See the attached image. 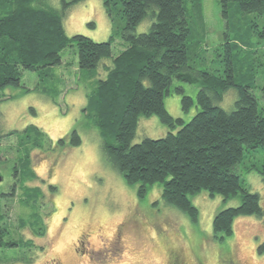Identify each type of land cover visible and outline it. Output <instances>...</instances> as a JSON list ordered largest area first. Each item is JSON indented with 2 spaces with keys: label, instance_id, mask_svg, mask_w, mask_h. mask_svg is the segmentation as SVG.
<instances>
[{
  "label": "trees",
  "instance_id": "obj_1",
  "mask_svg": "<svg viewBox=\"0 0 264 264\" xmlns=\"http://www.w3.org/2000/svg\"><path fill=\"white\" fill-rule=\"evenodd\" d=\"M83 1L61 0L62 7L58 9L50 0H0V102L6 99L8 88L21 87L26 71L37 74V90L55 102L60 93L40 86L55 79L53 68L74 65L76 75L80 72L79 79L89 81L87 85L92 89L89 92L88 86L79 85L77 77L73 81L77 87L86 88L83 119L99 132L102 150L111 166L127 185L139 187V197L157 187L163 202L187 215L193 224L199 222V211L192 198L203 191L212 198L220 195L225 202L240 200L239 205L229 206L214 217L213 236L221 242L232 237L236 219L262 218L260 196L245 187L241 164L246 152L260 148L264 153V109L260 110V99L250 85L236 82L231 57L228 56L225 76L190 65L191 22H196L192 16L189 18L188 9L204 24L202 0H104L111 19L116 8L125 20L119 51L115 53V35L107 42L80 34L67 36L64 18ZM220 3L228 28L233 12L264 20V0ZM147 19L152 23L150 30L137 33V27ZM255 27L264 40V22L260 26L255 22ZM227 48L232 51L237 45L229 43ZM68 49H72V62L67 64ZM184 84L199 86L196 113L189 122L173 117L165 106L166 97L176 93L182 97L183 111H189L193 98L185 93ZM232 89L237 91L235 109L226 111L219 104ZM261 91L264 99V85ZM152 117L169 128L168 135L133 144L140 120ZM40 129L32 125L7 134L18 137L20 147L12 164L15 182L11 193H0V248L18 247L17 241L5 240L9 229L3 198L20 188L24 203L32 201L34 209L45 198L40 187L26 184L37 180L30 152L48 150V142L50 151L82 144L76 129L56 145ZM258 173L264 183V156ZM56 189L51 187L53 192ZM44 225L42 220L36 222L38 237L46 235ZM258 253L264 255V243ZM171 261L175 264L173 258Z\"/></svg>",
  "mask_w": 264,
  "mask_h": 264
},
{
  "label": "rangeland",
  "instance_id": "obj_2",
  "mask_svg": "<svg viewBox=\"0 0 264 264\" xmlns=\"http://www.w3.org/2000/svg\"><path fill=\"white\" fill-rule=\"evenodd\" d=\"M50 4L62 7L61 0H50ZM202 5L204 24L188 9L189 18L192 16L196 22H191L190 65L225 76L231 57L236 82L252 87L263 110L264 40L255 27V22L263 24V18L233 12L228 28L220 0H202ZM63 24L69 37L80 34L96 42H107L115 35L114 53L119 51L124 16L114 8L111 19L104 0H85L74 5ZM151 24L150 19L145 20L136 32H148ZM229 43L237 48L229 51ZM71 50L65 53L70 56L64 57L67 64L72 62ZM70 65L53 68L55 79L40 86L60 93L55 102L37 90L39 78L30 71L24 72L21 87L8 88L6 99L0 102V193H11L15 182L12 164L19 156V138L8 137V133L33 125L41 128L54 145L74 129L82 138L79 147L50 151L48 142V150L30 152L37 180L26 184L40 187L45 198L36 209L32 201L24 203L20 188L3 198L9 229L5 240L17 241L18 247L0 248V264H172L173 254L189 261L183 264H264V255L258 253L264 243V216L240 217L234 223L231 238L224 242L214 239V217L229 206L239 205L240 200L225 202L220 195L212 198L203 191L192 198L199 211V222L193 224L187 215L163 202L159 188L141 198L138 186L125 183L108 162L99 132L83 119L86 88L77 87L73 81L77 77L82 86H88L89 81L79 79L80 72L76 75V66ZM184 89L193 98L188 112L183 111L182 97L176 93L166 97L165 106L173 117L189 122L196 113L199 86L184 84ZM236 100L237 91L232 89L219 106L232 111ZM168 133L169 128L157 117L142 118L133 144L146 138H164ZM263 156L260 148L246 152L241 170L245 187L259 194L264 209V183L258 173ZM51 187L57 188L55 192ZM38 220L44 221L47 229L44 237L35 234ZM81 238L90 244H78Z\"/></svg>",
  "mask_w": 264,
  "mask_h": 264
},
{
  "label": "flooded vegetation",
  "instance_id": "obj_3",
  "mask_svg": "<svg viewBox=\"0 0 264 264\" xmlns=\"http://www.w3.org/2000/svg\"><path fill=\"white\" fill-rule=\"evenodd\" d=\"M86 240L87 239L79 240L78 244L81 243V245H83V244H87L88 243V245H89L90 243L86 242ZM86 248H87V246H86ZM171 257L175 260V264H183V261H187V259H185V258H184V260H182L181 257L178 254H173ZM172 258H171V260H172Z\"/></svg>",
  "mask_w": 264,
  "mask_h": 264
},
{
  "label": "water",
  "instance_id": "obj_4",
  "mask_svg": "<svg viewBox=\"0 0 264 264\" xmlns=\"http://www.w3.org/2000/svg\"><path fill=\"white\" fill-rule=\"evenodd\" d=\"M1 179H2V178L0 177V181H1Z\"/></svg>",
  "mask_w": 264,
  "mask_h": 264
}]
</instances>
